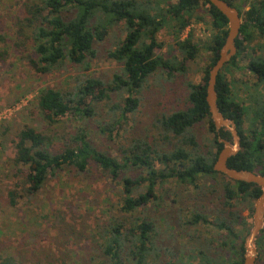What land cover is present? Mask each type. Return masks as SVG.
Returning <instances> with one entry per match:
<instances>
[{
  "label": "rangeland",
  "instance_id": "374dc122",
  "mask_svg": "<svg viewBox=\"0 0 264 264\" xmlns=\"http://www.w3.org/2000/svg\"><path fill=\"white\" fill-rule=\"evenodd\" d=\"M28 1L0 0V261L13 257L18 264H109L100 246L108 237L105 229L114 221L136 224L140 219L149 220L155 226L149 244L157 249L149 257L150 264H200L207 258L226 264L237 258L232 246L239 241H231L215 220L217 215L228 212L224 191L228 177L221 173L199 176L196 184L171 178L156 186L157 196L148 205L130 213L120 210L126 196L123 180L145 174L136 167L127 168L118 181L96 165L86 172L66 167L50 174L43 187L34 193L29 190L28 167L16 166L13 162L12 140L19 129L28 125L49 133L55 142L77 128H85L95 147L120 160L124 157L123 151L141 139L155 143L159 150H173L176 140L161 124V119L187 108L192 86L203 82L212 57L203 46L208 45L215 33L207 6L202 4L183 29L171 16L157 33L162 46L156 49V54L165 59L177 54V37L183 39L189 34L201 46L200 52L188 61L186 71L170 74L159 70L151 75L135 94L139 98L138 107L128 112L125 119L121 118L120 110L115 115L110 109L123 102L129 95L126 91L121 96L112 93L109 100L94 103L96 114L90 118L78 120L69 116L49 124L36 104L40 90L49 87L64 93L76 92L87 77L110 83L115 74L123 73V64L112 59L109 52L119 46L127 31L125 23L120 22L109 28L105 39L95 42L97 55L90 62L89 70L66 62L49 73H38L13 47L16 20ZM251 1L233 0V4L245 12ZM150 2L154 13L166 10L178 0ZM259 56L264 58V38L256 34L237 64L224 70L232 82L233 96L249 108L242 124L245 133L255 124L254 97L258 92L264 93V82H259L246 69L249 61ZM109 126L110 130H103ZM193 130L200 151L216 150L214 135L206 121L196 124ZM158 167L162 165L159 163ZM144 189L145 184L135 188L133 195L137 197ZM233 203L241 220L252 227L254 211L250 214L247 203L242 200L236 199ZM196 214L207 217L208 222L189 223ZM236 227L240 231L244 226ZM262 230L259 237L263 247L256 245V264H264V226Z\"/></svg>",
  "mask_w": 264,
  "mask_h": 264
},
{
  "label": "trees",
  "instance_id": "16d2710c",
  "mask_svg": "<svg viewBox=\"0 0 264 264\" xmlns=\"http://www.w3.org/2000/svg\"><path fill=\"white\" fill-rule=\"evenodd\" d=\"M227 1L234 5L233 0ZM202 4L209 10L215 31L208 45L203 46L211 52L212 57L205 70L203 82L192 86L187 108L164 115L161 119V124L176 140L174 149L159 150L155 143L141 139L140 143L125 149L124 157L120 160L95 147L85 128H77L63 135L61 141L55 142L49 133L28 125L16 132L12 143L15 148L14 164L28 167L31 192L39 191L50 174L66 167L86 172L96 165L114 181L121 179L127 168L136 167L145 174L136 179L125 177L123 180L126 196L120 210L131 213L148 205L157 196L156 186L171 178L185 184H196L199 176L218 175L214 164L224 147L220 140H233L225 128L216 129L206 95L209 70L217 61L224 44L228 20L206 0H178L175 4H169L166 10L154 13L150 0L143 3L139 0H30L23 5L22 14L16 20L13 47L38 73H49L66 62L89 70L90 62L97 55L95 42L105 39L109 28L120 22L125 23V38L116 49L109 52L112 59L123 64V73L115 74L110 83L96 77H87L82 85L79 84L76 92L64 93L49 87L40 90L36 98L37 107L44 119L53 124L69 116L78 120L90 118L96 114L94 103L109 100L112 93L121 96L124 91L129 95L123 98L122 103L112 106L110 111L116 115L120 110L121 118L125 119L128 112L135 111L138 107L139 98L135 94L151 75L159 70L170 74L186 71L188 61L198 56L201 46L194 41L191 34L183 39L177 37V54L165 59L156 54V49L162 46L157 39V33L171 16L176 19L178 27L183 29ZM249 6L245 12L238 8L242 25L236 41L237 53L218 76L217 104L226 118L234 120L241 138V150L228 159V166L264 174V93L258 92L254 97L255 124L249 133H245L242 124L249 108L233 96L232 82L224 72L227 67L237 64V59L247 51L256 34L264 38V0H253ZM246 69L259 82H264L263 57L251 59ZM203 121L209 124V130L214 135L213 144L216 150L213 152L200 151V144L193 130L196 124ZM103 130L107 132L110 126ZM159 163L162 167H158ZM226 179L224 191L228 212L217 215L215 220L216 225L227 232L231 241H239L236 245L231 243L237 258L226 264H243L244 244L251 226L241 220L240 213L234 210L233 202L236 199L246 202L251 214L262 189L253 183ZM143 184L144 191L135 197L134 189ZM200 221L206 223L208 219L196 214L189 223ZM238 224H243L244 229L238 231ZM105 231L108 237L100 246L109 264H150L149 257L157 249L149 244L155 232L153 222L140 219L133 224L118 220L111 223L110 228ZM223 244L229 245V242ZM256 245L260 249L263 247L261 236L258 237ZM0 264L18 262L13 257H6ZM200 264L224 263L207 258Z\"/></svg>",
  "mask_w": 264,
  "mask_h": 264
},
{
  "label": "water",
  "instance_id": "95a60500",
  "mask_svg": "<svg viewBox=\"0 0 264 264\" xmlns=\"http://www.w3.org/2000/svg\"><path fill=\"white\" fill-rule=\"evenodd\" d=\"M215 6L228 20V31L223 46L215 64L210 68L207 82L206 101L209 106L211 118L217 130L225 128L232 136V142L221 139L224 147L218 154L214 170L234 181L253 183L261 187L262 193L255 202L253 213V226L248 234L243 253V264H256L258 250L256 241L264 226V174L251 170H238L228 166V159L241 150V138L236 123L226 118L219 110L217 104L216 84L220 72L233 59L237 53L236 41L240 33L242 19L237 7L227 0H206Z\"/></svg>",
  "mask_w": 264,
  "mask_h": 264
}]
</instances>
